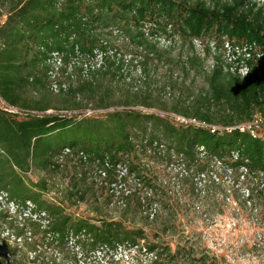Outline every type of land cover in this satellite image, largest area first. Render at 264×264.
I'll use <instances>...</instances> for the list:
<instances>
[{
  "label": "trees",
  "instance_id": "trees-1",
  "mask_svg": "<svg viewBox=\"0 0 264 264\" xmlns=\"http://www.w3.org/2000/svg\"><path fill=\"white\" fill-rule=\"evenodd\" d=\"M1 16L0 96L16 111L0 108V198L6 199L0 207V233L11 234L0 235V264L34 263L50 240L59 245L70 232L90 234L83 254L98 253L107 244L135 242V235L118 222L97 226L85 219L72 221L59 209L45 206L41 191L47 185L34 189L24 180L23 173L31 167L54 172L71 167L77 182L86 180L94 168L103 175L102 183H126L128 175L138 171L133 165L138 152L163 148L170 160L181 162L182 178L198 175L205 188L222 185L233 171L264 177V136L239 128L212 132L138 108L175 112L223 127L245 123L256 111L264 117V60L242 77L230 71L220 52L224 39L256 42L264 49V9L257 3L0 0ZM177 32L190 45L175 61L172 45H161L160 39L169 40ZM215 34L227 38L215 43V50L210 45L205 49V58L215 60L208 91L186 100L169 97V105L162 92L167 86L175 88L176 82L164 74L159 87L156 67L163 62L170 73L171 66L180 65L186 74H198L205 58L194 41ZM212 104L222 111L212 112ZM87 108L105 112L83 118L48 113ZM19 112L25 116L20 118ZM120 165L125 168L121 173ZM9 204L16 206L13 212ZM40 232L62 235H32ZM72 261L79 264L77 254ZM50 264L59 263L52 258Z\"/></svg>",
  "mask_w": 264,
  "mask_h": 264
},
{
  "label": "rangeland",
  "instance_id": "rangeland-1",
  "mask_svg": "<svg viewBox=\"0 0 264 264\" xmlns=\"http://www.w3.org/2000/svg\"><path fill=\"white\" fill-rule=\"evenodd\" d=\"M205 1L213 4L216 0ZM252 1L257 3L256 0ZM257 5L264 9V3ZM4 19L0 17L1 21ZM224 38L227 36L215 34L211 38L194 41L198 54L205 58L207 45H220ZM160 43L172 45L175 61L178 60L177 55L180 52L185 54L190 45L178 32L169 40L162 37ZM214 63L215 60L209 56L198 74L193 70L186 74L180 65L171 66L173 69L170 73L168 64L160 62L156 67L158 76H155V81L160 87L158 80L164 74L172 75L176 87L167 86L166 91H161L163 97L168 99L179 95L186 100L189 95L208 91L207 78ZM53 88L56 91V85ZM167 101L171 105L173 100ZM0 108L11 110L1 99ZM138 108L146 112H159L174 123L181 124L176 119L181 116L178 113ZM210 110L221 112L222 107L212 104ZM103 112L91 108L48 111L74 118L101 116ZM18 115L20 118L25 116L23 112ZM245 123L252 126L255 133H264L261 112L256 111L253 118ZM133 160L138 171L128 175V182L119 181L111 185L102 183L103 175L99 176L94 168L91 175L81 182H77L71 167L56 172L31 167L23 173L26 183L34 189H41L43 183L47 185L41 191L45 206L59 209L64 217L68 216L72 221L85 219L97 226L102 221L118 222L131 235H135V242L131 244L137 245L116 244L117 249L118 246L121 248L117 253L115 246L107 244L103 249L99 247L101 253L83 254L82 246L85 248L88 244V238L84 236L86 233L70 232L67 234L70 235L69 239L61 240L59 245L50 240V247L44 248L42 257L31 264H50L52 258H56L59 264H73L76 254L79 264H112L118 258L121 259L119 264H264V177L246 171H233L227 173V180L222 185L205 188L204 181L198 175L182 178L181 162L170 160L169 152L163 151V148L148 153L138 152ZM118 169L120 173L125 171L122 165ZM209 177L215 178L213 172H209ZM129 192L131 194L128 195ZM4 201L5 196L3 200L0 198V207L5 204ZM128 203L130 206H126ZM9 207L13 212L16 206L9 204ZM47 220L46 214L43 220L45 224ZM0 235L11 234L6 230ZM32 235L62 234L40 232ZM125 254L130 255V260L122 257ZM27 256L31 259L28 253Z\"/></svg>",
  "mask_w": 264,
  "mask_h": 264
},
{
  "label": "built area",
  "instance_id": "built-area-1",
  "mask_svg": "<svg viewBox=\"0 0 264 264\" xmlns=\"http://www.w3.org/2000/svg\"><path fill=\"white\" fill-rule=\"evenodd\" d=\"M256 2L258 4H263L264 0H256ZM215 48L216 47L214 44L213 50H215ZM220 52L223 54V58L226 61L227 65H229L230 71L233 73H236L242 77H245L249 74L252 65H257L264 60V49L256 42H254V43H237V42L231 41L229 39H224L223 43L221 44ZM0 99L2 102H5L1 96H0ZM5 104H6V102H5ZM6 106H7V108L11 109L10 111L13 110V108L9 107L7 104H6ZM176 119L178 120V122H180L182 124H192V125H195L197 127H204V128L211 130L212 132H220L223 130L230 131L232 129L239 128L242 132H245V131L250 132L254 137L264 136V133H255L254 128H252V126H250V125H246V123H242V124L232 126V127H223V126H219V125L208 124L204 121H200V120H197L195 118H186L184 116H178V117H176ZM28 204H29V208H32L33 205L30 202H28ZM43 214H44L43 217H45L46 213L43 212ZM80 233L85 234L86 232H80ZM84 236H90V234L86 233ZM126 243H127V245L137 246L135 244L132 245L131 243H128V242H126ZM120 244L121 243H118L117 245H120ZM122 245H125V244H122ZM102 249H103V247H102ZM114 249H117L116 246L114 247ZM118 249H121V248H119V246H118ZM118 249L116 250L117 253H118ZM98 252L101 253L100 250ZM122 257L125 259H128V260H130V258H131L129 254L122 255ZM155 258H156V256H155ZM119 261H121V259H119V258L116 259V261L113 260L112 264H119L118 263ZM128 264H137V263L136 262L135 263L128 262Z\"/></svg>",
  "mask_w": 264,
  "mask_h": 264
}]
</instances>
